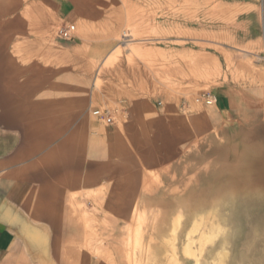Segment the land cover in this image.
I'll return each instance as SVG.
<instances>
[{
  "label": "crops",
  "instance_id": "obj_1",
  "mask_svg": "<svg viewBox=\"0 0 264 264\" xmlns=\"http://www.w3.org/2000/svg\"><path fill=\"white\" fill-rule=\"evenodd\" d=\"M56 19L69 25L79 19L71 0H0V264H105L104 252L124 256L120 242L136 211L148 224L152 210L168 208L171 193L176 209H199L203 186L209 214L224 211L214 225L247 226L223 239L239 243L235 256L263 264L251 260L264 257L260 58L251 62L262 81L223 85L210 93L213 105L186 100L159 110L133 105L122 108V119L111 114V125L86 115L73 122L71 115L82 107L70 104V88L63 91L65 104H54L55 60L44 58L47 48L54 49L49 34ZM259 44L255 38L246 46ZM25 47L36 54L25 57ZM25 66L47 67L38 74L47 86L34 96L48 99L46 109L37 111L47 116L28 123L26 137L21 132L24 107L9 106V98L20 97L25 80L40 82L35 74L25 75ZM56 113L63 114L62 123ZM58 124L64 133L56 137ZM8 129L21 132L16 141L7 140ZM40 131L47 134L41 137ZM231 210L246 211L232 223L226 214Z\"/></svg>",
  "mask_w": 264,
  "mask_h": 264
},
{
  "label": "rangeland",
  "instance_id": "obj_2",
  "mask_svg": "<svg viewBox=\"0 0 264 264\" xmlns=\"http://www.w3.org/2000/svg\"><path fill=\"white\" fill-rule=\"evenodd\" d=\"M71 4L79 19L74 25L56 19L49 34L54 49L47 48L44 58L55 60L54 104L63 106V91L70 88V104L82 107L81 113L71 115L73 122L84 115L99 121L92 116L96 109L108 110L117 121L122 119V108L133 105L159 110L186 100L208 106L196 102L203 93L223 85L253 86L257 78L262 81L251 59L257 55L264 64V0H71ZM62 27L68 28L71 40L58 38ZM255 38H260L259 46L248 48L247 42ZM32 54L35 50L25 47L24 56ZM24 68L25 75L35 74L37 79L47 67ZM39 79V83L25 80L20 97L9 98V106L14 108L18 102L24 107V137L30 135L28 123L47 116L37 113L48 105L47 96H34L47 86L44 77ZM12 84L21 87V83ZM55 117L63 122L62 113ZM60 126L56 137L64 133ZM21 132L8 129L6 138L16 141ZM40 132L41 137L47 134ZM169 186H174L171 178ZM206 190L201 188L196 210L176 209V195L171 193L168 208L152 210L148 224L136 211L120 242L124 256L113 258L104 252V263L251 264L235 256L239 243L222 241L231 233H243L247 226L214 225L224 211L209 214ZM245 211H226L227 221H239ZM222 249L226 253L220 260L217 254ZM260 253L264 254V247ZM259 259L264 264V257L251 260Z\"/></svg>",
  "mask_w": 264,
  "mask_h": 264
},
{
  "label": "built area",
  "instance_id": "obj_3",
  "mask_svg": "<svg viewBox=\"0 0 264 264\" xmlns=\"http://www.w3.org/2000/svg\"><path fill=\"white\" fill-rule=\"evenodd\" d=\"M57 36L60 40L63 41H69L72 38L68 28L66 27H62L61 29H59L57 32ZM196 102L204 103L205 105L210 106L215 103V100L210 93H203L196 99ZM92 116L107 125H111L113 122L112 115L107 110L96 109L92 112Z\"/></svg>",
  "mask_w": 264,
  "mask_h": 264
},
{
  "label": "bare ground",
  "instance_id": "obj_4",
  "mask_svg": "<svg viewBox=\"0 0 264 264\" xmlns=\"http://www.w3.org/2000/svg\"><path fill=\"white\" fill-rule=\"evenodd\" d=\"M159 187H160V186H159ZM153 193H154V192H153ZM259 214H261V213H259ZM134 218H135V217H134ZM253 219H255V218H253ZM252 222H253V221H252ZM252 230H253V229H252ZM155 238H156V237H155ZM256 238H257V237H256ZM224 239H225V238H224ZM168 240H171V239H168ZM223 241H224V240H223ZM253 241H254V240H253ZM163 243H164V242H163ZM165 244H166V243H165ZM222 244H223V243H222ZM222 244H221V245H222ZM171 245H173V244H171ZM171 245H170V246H171ZM168 246H169V245H168ZM220 247H221V246H220ZM220 247H219V249H220ZM165 248H167V247H165ZM171 250H173V249H171ZM164 251H166V250H164ZM168 251H169V250H168ZM218 251H219V252H218V254H217V258L221 260L222 258L225 257V253H226V252H225V250H223V249H222L221 251H220V250H218ZM167 253H169V252H167ZM172 253H173V252H172ZM246 258H247V257H246ZM255 263H256V262H255Z\"/></svg>",
  "mask_w": 264,
  "mask_h": 264
}]
</instances>
